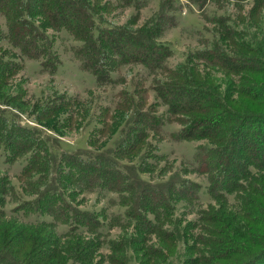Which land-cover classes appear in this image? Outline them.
Instances as JSON below:
<instances>
[{"label":"trees","instance_id":"trees-1","mask_svg":"<svg viewBox=\"0 0 264 264\" xmlns=\"http://www.w3.org/2000/svg\"><path fill=\"white\" fill-rule=\"evenodd\" d=\"M248 1L235 0L233 13L205 15L208 34L170 66L174 50L162 38L178 24L177 0H162L141 23L147 43L136 29L144 0H0V158L24 160L19 177L29 184L15 189L0 166V264H264V0ZM129 6L136 12L123 26L109 19ZM62 31L78 43L71 51L98 87L116 83L114 73L130 64L153 76L151 86L142 78L119 91L114 108H101L89 148L71 152H56L48 131L61 136V128L84 126L96 93L83 101L54 90L47 115L45 95L24 98L20 81L9 79L28 57L42 58L53 75ZM21 114L41 128L23 125ZM172 122L180 125L173 140L199 142L193 160L178 167L160 148ZM191 174L206 176V188ZM85 192L113 193L109 204L124 211L109 214L99 201L83 209ZM31 214L53 220L23 219ZM117 226L121 233L110 237L105 228ZM104 247L110 253L97 259Z\"/></svg>","mask_w":264,"mask_h":264},{"label":"rangeland","instance_id":"rangeland-1","mask_svg":"<svg viewBox=\"0 0 264 264\" xmlns=\"http://www.w3.org/2000/svg\"><path fill=\"white\" fill-rule=\"evenodd\" d=\"M162 0H144V6L142 7L141 21L136 26V29L142 34V41L144 40L145 34L144 30L141 29V23L153 14L157 12L159 9L160 3ZM178 3L182 5V9L177 12V21L178 24L175 27L170 28L165 32L163 40L169 41L173 47L174 55L168 60L170 66H174L177 62L182 60L183 52H185L189 48H196L199 46L198 39L205 33L207 27H211L212 25L208 23L205 18V15L212 16L215 13L217 14H225L226 10L235 12L236 6L234 5L235 0H222L219 3L214 0H209L204 8H200L194 0H177ZM252 0H249L246 3H250ZM223 4L225 6H223ZM112 14L109 19L114 21L116 24H120L123 26L125 22L136 12L135 7L129 6L128 8H118V10H112ZM228 11V12H229ZM0 27L6 29L5 20L0 18ZM127 27V26H126ZM206 27V28H205ZM50 31V35H51ZM146 39V38H145ZM148 41V39H146ZM145 41V40H144ZM143 41V42H144ZM146 42V41H145ZM147 43V42H146ZM78 43L73 39V37L66 31H62L55 35L54 47L58 52L61 60V64L59 65L57 71L52 75L47 71L42 70L41 63L43 61L42 58H33L28 59L24 58V68L17 72L14 71V75L9 76L11 81L17 79L20 81V87L23 91L24 98H36L43 97V101L47 99V103L45 107V112L53 115V111L55 108L54 103H56V98H52L53 91L57 90L56 93L61 91H66L71 95L79 97L81 100H89L93 97V93H96V98L94 101V106L92 109L91 117L87 120L86 124L82 127H78L77 124H74L72 130L68 131L67 128H61V130L67 132L64 135H58L54 132L48 131L51 135L56 137V143L58 144V149L55 151H77L79 149L89 148L88 138L90 133L94 129V124L100 121V112L101 108L105 106H111L114 108L115 103L117 101V93L121 91L123 88L130 89L131 85L139 79H146V83L148 86L152 85L153 76L148 75V70L144 68L143 65L140 64H130L126 67L120 68L116 73H114V77L116 79V83L108 84L103 87L97 86L96 77L91 72L85 71L80 67L79 61L74 57L71 48ZM146 46V45H145ZM125 79V82H124ZM123 80V81H122ZM16 81V82H17ZM11 82H9V85ZM17 91V90H16ZM18 92V91H17ZM17 94L16 92H14ZM92 93V94H91ZM50 101H48L49 98ZM149 103L154 102L156 100L155 92L151 89L149 91ZM57 105V104H56ZM51 108V109H50ZM159 112L163 113L166 110L165 106L160 105L158 107ZM74 115L76 112L74 111ZM41 117V115L39 116ZM43 118V117H41ZM31 122H30V121ZM92 121V122H90ZM21 123L23 125H27L28 127H40L38 123L33 121V119H28L27 116L21 114ZM180 128L179 123L172 122L166 125V131L164 136V140L160 142L161 152L165 153L168 156V160L171 162H175L176 166H180L184 161H192L195 155V146L199 144L197 141H176L173 140L169 135L172 132L177 131ZM257 125L253 128H249L247 130L248 141L252 142L256 138ZM69 132V133H68ZM5 134L6 132L2 130L0 126V135ZM103 138V135L100 137ZM264 141V139H263ZM113 142V141H112ZM264 145V142L262 143ZM262 144H258L260 148L263 147ZM108 145H113V143H108ZM20 146H23L21 144ZM25 164V161L19 159L15 162L8 163L5 160V155L3 158H0V166L2 170L7 172L9 177L12 179L13 183L16 185L17 190H22L23 186H28L25 180H20V173ZM191 178L199 181L203 187L207 186V179L204 175L199 174H191ZM35 185H33L34 187ZM1 188V187H0ZM202 200L201 202L204 205H207L210 202V198L204 195L202 190ZM17 197L18 195L13 196V198H9L8 207L10 209L17 205ZM29 197V196H28ZM117 196L113 193H108L105 197L98 196L96 192H85L84 194L79 195V199L84 198L83 204L80 205L81 208L87 209L90 204L98 202V206H105L108 208V212L117 213L121 209L118 206H112L109 204L111 198H116ZM30 198V197H29ZM101 201H100V200ZM121 210V212H123ZM23 215V219L26 221H39L41 219L53 220V217L50 215L42 216L39 215ZM195 214H190L188 218L195 217ZM68 229L67 226L59 225L58 230L61 232L66 231ZM107 232L110 233V237H117L121 233V228L114 227L113 229L105 228ZM156 236V234H154ZM88 237V236H87ZM87 239V238H86ZM65 241V240H64ZM72 242V240H71ZM110 251L104 247L101 250L96 251L97 259H99L98 255H108ZM108 264V261H106Z\"/></svg>","mask_w":264,"mask_h":264},{"label":"built area","instance_id":"built-area-1","mask_svg":"<svg viewBox=\"0 0 264 264\" xmlns=\"http://www.w3.org/2000/svg\"><path fill=\"white\" fill-rule=\"evenodd\" d=\"M30 121V120H29ZM31 122V121H30Z\"/></svg>","mask_w":264,"mask_h":264}]
</instances>
